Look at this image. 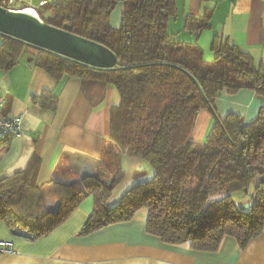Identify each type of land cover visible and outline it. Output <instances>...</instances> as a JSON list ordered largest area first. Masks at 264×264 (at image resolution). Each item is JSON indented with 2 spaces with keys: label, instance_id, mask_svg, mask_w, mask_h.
Instances as JSON below:
<instances>
[{
  "label": "trees",
  "instance_id": "16d2710c",
  "mask_svg": "<svg viewBox=\"0 0 264 264\" xmlns=\"http://www.w3.org/2000/svg\"><path fill=\"white\" fill-rule=\"evenodd\" d=\"M119 4L121 24L114 28L111 15ZM37 12L44 22L111 50L116 67L97 70L2 37L1 70H11L27 53L34 67L56 82L80 79L92 106L103 101L106 87H114L120 102L111 108L110 141L119 152L106 148L93 172L42 187L36 184L41 162L33 156L23 171L0 179V224L39 239L92 197L81 235L132 221L145 209L146 232L165 244L216 252L225 237L236 239L241 250L258 238L264 231V105L256 121L245 125L238 115L221 119L215 100L224 91L242 89L264 99V66L227 37L214 45L212 62L204 59L198 39L211 28L213 9L185 18L184 30L193 36L189 42L169 32L177 0H55ZM31 101L55 113L59 97L45 90ZM205 109L216 120L208 138L196 142L192 134ZM123 154L145 161L153 177L136 181L109 206L123 176ZM251 190L249 208L240 209L233 195Z\"/></svg>",
  "mask_w": 264,
  "mask_h": 264
},
{
  "label": "crops",
  "instance_id": "0c3cea01",
  "mask_svg": "<svg viewBox=\"0 0 264 264\" xmlns=\"http://www.w3.org/2000/svg\"><path fill=\"white\" fill-rule=\"evenodd\" d=\"M34 1L30 0L31 4ZM117 7L120 15L123 5ZM177 7L178 15L170 21L169 32L185 42L193 39L184 30L185 18L199 17L205 7L213 9L211 28L203 31L198 39L207 62L214 60L216 42L227 37L230 43L252 55L256 64L264 66L262 0H177ZM120 19L118 24L111 22L112 26L118 27ZM45 90L54 91L59 97L55 113L31 101L33 95ZM1 96L6 99L2 117L11 120L22 116L23 134L6 137L0 133V179L23 171L35 156L41 162L36 184L42 187L56 180L77 179L93 172L106 148L111 153L119 152L110 141L111 108L120 102L114 87H106L103 101L92 106L81 91L80 79L65 78L56 82L34 67L30 55L24 53L11 70L4 72L0 68ZM263 105L264 99L249 89L235 94L224 91L215 100L216 114L221 119L238 115L245 125L256 121ZM215 120L211 110H202L192 139L204 142ZM121 160L123 176L112 191L109 206L116 205L136 181L153 177L152 171H147L149 165L142 159L123 154ZM220 197L223 196H216ZM92 207V202L88 206L83 204L62 226L35 240L15 234L0 224V241L15 245L13 253L0 255V264H264V231L244 250L236 239L225 237L218 251H197L188 244H165L148 234L147 210L143 209L132 221L81 235Z\"/></svg>",
  "mask_w": 264,
  "mask_h": 264
},
{
  "label": "water",
  "instance_id": "95a60500",
  "mask_svg": "<svg viewBox=\"0 0 264 264\" xmlns=\"http://www.w3.org/2000/svg\"><path fill=\"white\" fill-rule=\"evenodd\" d=\"M0 36L97 70H110L117 65V57L105 46L56 28L23 10L0 7Z\"/></svg>",
  "mask_w": 264,
  "mask_h": 264
},
{
  "label": "built area",
  "instance_id": "2783aa9c",
  "mask_svg": "<svg viewBox=\"0 0 264 264\" xmlns=\"http://www.w3.org/2000/svg\"><path fill=\"white\" fill-rule=\"evenodd\" d=\"M55 0H40L38 2V7H33L30 0H0V7H4L13 11L24 10V8L32 7L35 11L43 8L48 3ZM264 3V0H262ZM38 14V13H37ZM38 18L39 15L37 16ZM41 19V18H40ZM6 104V99L0 97V133L6 135H12L14 137H19L23 134V117H15L11 120H5L2 117V110ZM15 251V245L10 241H0V255L13 253Z\"/></svg>",
  "mask_w": 264,
  "mask_h": 264
},
{
  "label": "rangeland",
  "instance_id": "374dc122",
  "mask_svg": "<svg viewBox=\"0 0 264 264\" xmlns=\"http://www.w3.org/2000/svg\"><path fill=\"white\" fill-rule=\"evenodd\" d=\"M33 7H38V0L34 1L33 4H31ZM118 7L113 11L112 15H111V22H113V24L117 23L118 19H120L121 17V14L119 15V11H118ZM37 12V11H36ZM38 13V12H37ZM119 25L121 24V19L119 21ZM118 24V23H117ZM112 26V24H111ZM119 27V26H118ZM114 28H117V27H114ZM1 39V38H0ZM148 169L150 168H147V171ZM151 171V169H150ZM251 196H252V190L249 192V193H237V194H234L233 195V199L234 201L236 202L237 206L240 208V209H248L250 204H251ZM93 203V198L90 197L88 198L87 200H85V202L83 204L87 205L90 204V203Z\"/></svg>",
  "mask_w": 264,
  "mask_h": 264
},
{
  "label": "bare ground",
  "instance_id": "6f19581e",
  "mask_svg": "<svg viewBox=\"0 0 264 264\" xmlns=\"http://www.w3.org/2000/svg\"><path fill=\"white\" fill-rule=\"evenodd\" d=\"M23 11L26 12V13H30L32 15L38 16L37 12L32 7L24 8Z\"/></svg>",
  "mask_w": 264,
  "mask_h": 264
}]
</instances>
